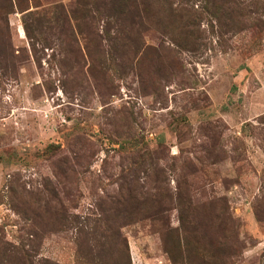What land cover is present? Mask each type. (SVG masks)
<instances>
[{
    "label": "rangeland",
    "instance_id": "1",
    "mask_svg": "<svg viewBox=\"0 0 264 264\" xmlns=\"http://www.w3.org/2000/svg\"><path fill=\"white\" fill-rule=\"evenodd\" d=\"M135 3L117 25L99 0L8 15L0 264H83V246L93 264H264V0L228 21Z\"/></svg>",
    "mask_w": 264,
    "mask_h": 264
},
{
    "label": "trees",
    "instance_id": "2",
    "mask_svg": "<svg viewBox=\"0 0 264 264\" xmlns=\"http://www.w3.org/2000/svg\"><path fill=\"white\" fill-rule=\"evenodd\" d=\"M28 1L29 0H0V64H3L0 68L6 72L13 68V59L15 58L11 43L10 31L8 29L7 17L13 13V10H18L20 12L27 11ZM135 1L136 0H99L100 4L104 8L103 10L106 11L105 14L107 17L114 21V25H117L124 20H128L130 23H134L135 20L142 21L140 19L141 13L138 11L135 13L132 10V5L136 4ZM215 1L217 2L220 0H206V3L208 4L207 10L212 17L219 20L221 18L222 11H225L227 21L234 18V8L236 7L235 0H224L225 5H219ZM23 25L26 34H28L30 25H28L27 22ZM226 26L228 27V25ZM129 47L136 54L142 49L143 45L140 39L135 37L134 39L129 40ZM102 217H104V222L113 221V219L110 220L108 216L102 215ZM83 245H85V242ZM175 246H177L176 257H174L171 252H167L172 263H177V256L180 257L181 255L180 240L177 241ZM82 248V250L81 248L78 249L80 261H82L83 264H93L95 259L92 249L88 247L86 250L84 249V246ZM99 260L102 262V264H129L128 260L125 261L124 258L122 259L119 257H112L109 250L103 252L101 257H99ZM40 264L50 263L44 261Z\"/></svg>",
    "mask_w": 264,
    "mask_h": 264
}]
</instances>
